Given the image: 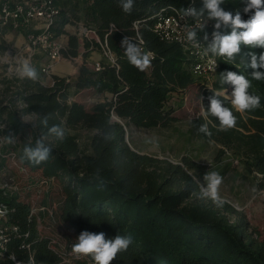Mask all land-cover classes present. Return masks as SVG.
<instances>
[{
	"label": "trees",
	"instance_id": "trees-1",
	"mask_svg": "<svg viewBox=\"0 0 264 264\" xmlns=\"http://www.w3.org/2000/svg\"><path fill=\"white\" fill-rule=\"evenodd\" d=\"M55 2L60 14L52 29L57 36H68L63 54L66 58L82 55L84 61L77 75L53 76L49 84L43 83L45 77L38 68L39 80H5L7 88L0 99V137L5 138L0 143V203L9 208V224L18 228L10 235L9 255L25 263L33 257L37 264L65 260L95 264L91 257L69 260L72 245L81 232L88 231L103 232L106 238L131 237L127 251L112 264H264V239L243 214L225 200L217 206L200 198L192 175L198 168L194 161L184 157L173 162L139 152L127 138L129 125L171 126L177 118L168 106L170 95L199 82L181 45L161 40L155 25L160 16L172 11L201 8L203 0H134L131 13L122 10L119 0ZM222 7L235 14L242 9V0H224ZM242 18L249 17L242 13ZM68 26L94 31L100 42ZM212 31H206L207 43ZM221 31L227 34L231 29ZM126 36L153 54L146 70L129 63L121 47ZM92 44L110 51L115 63L103 60L102 70L94 71L87 64ZM250 51L259 55L264 49L242 46L235 60L220 58L212 86L199 82L206 110L209 96L231 87L221 83L220 75L226 71L245 75L251 80L249 92L264 102V96L258 95L264 81L253 80L247 67L245 53ZM83 90L104 99L88 110L73 99ZM220 98L225 106L230 103ZM45 116L48 127L64 129V139L50 140L52 152L46 162L22 160L26 146L34 147L47 137L48 127L41 123ZM191 123L200 128L199 121ZM81 131L88 134L82 144ZM247 167L264 177V154L253 155ZM56 182L61 191L57 204L49 198ZM38 184L48 188L39 202L33 199ZM260 186L264 189V179ZM43 214L53 220L64 245L39 229ZM0 264L14 263L7 259Z\"/></svg>",
	"mask_w": 264,
	"mask_h": 264
},
{
	"label": "rangeland",
	"instance_id": "rangeland-1",
	"mask_svg": "<svg viewBox=\"0 0 264 264\" xmlns=\"http://www.w3.org/2000/svg\"><path fill=\"white\" fill-rule=\"evenodd\" d=\"M70 31L82 32L83 26H68ZM63 41L67 35L60 36ZM89 38H94L89 37ZM25 36L19 33H10L6 46L20 45L24 42ZM84 48V47H83ZM5 51V50H4ZM89 62L108 60L103 50L96 48L92 44L88 51ZM84 58L79 59L81 66ZM109 61V60H108ZM45 62L41 59L40 64ZM59 64L58 72H66L76 64L74 61L64 60ZM56 64V65H58ZM2 66L0 64V77H2ZM216 76V75H215ZM215 76L211 80L197 78L203 85L212 86ZM52 80L50 76L46 84ZM196 83L182 92H175L170 95L168 106L175 112L177 120L167 128H144L135 125L127 127V138L134 150L142 153L157 155L161 158L169 159L173 162H180L187 157L198 166L192 171V175L203 183V177L207 172L215 171L223 177L219 194L222 200L231 203L238 209L249 224L259 231L264 239V189L261 188L263 175L258 171H251L247 167V160L253 155L264 154V102L260 106L245 113L236 112L237 124L227 131L219 130V122L215 117H205L202 113L201 85ZM228 89L227 94L230 95ZM259 94L264 96V88H258ZM75 101L84 103L88 110H91L96 103L103 100V96L96 95L92 90L80 91L74 98ZM232 107L231 103L226 105ZM192 120L199 121V126L207 124L211 135L208 136L196 129L191 123ZM79 133L80 143L88 140V134L81 131ZM19 175V174H18ZM27 176L25 174L24 180ZM38 184L34 187L33 199L42 201L43 192L47 190ZM38 191V192H37ZM40 191V192H39ZM53 193L49 196L51 202L56 204L61 200L60 185L56 182ZM41 193V194H39ZM54 206V204H53ZM39 229L46 236L53 237L57 241L62 238L57 234V228L53 226V220L47 215H42ZM72 263L77 258L70 253Z\"/></svg>",
	"mask_w": 264,
	"mask_h": 264
},
{
	"label": "clouds",
	"instance_id": "clouds-1",
	"mask_svg": "<svg viewBox=\"0 0 264 264\" xmlns=\"http://www.w3.org/2000/svg\"><path fill=\"white\" fill-rule=\"evenodd\" d=\"M120 7L125 13H131L134 7V0H119ZM224 0H203V6L197 9L189 6L183 9L184 17H191L194 20L201 21L198 25L200 31H203L208 23L213 22V31L211 40L204 44L203 55L209 57V66L214 72L217 62L212 57H224L228 61H233L242 54V46L250 49H264V0H242V9L233 12L225 10L222 5ZM242 13L248 15V19L242 18ZM222 29H231L227 34ZM186 40L193 48L199 49L201 41L198 38L197 28L187 31ZM204 40L209 41L208 34L205 33ZM121 47L129 63L144 71L151 66V60L154 58L151 52H145L142 48L128 36L121 41ZM247 67L251 71L253 80L264 81V51L259 55L255 52H247ZM22 74L32 78H38L36 69L27 63L22 69ZM221 83L232 87L231 94H227L224 88L221 92L213 93L208 97L209 106L207 110L202 106V113L205 117H215L219 122V130L227 131L237 124V117L233 109L239 113H245L260 106V97L249 92L251 80L245 75L234 71H226L220 75ZM224 96L228 99L232 107H227L220 98ZM202 99V98H201ZM49 117L45 116L41 123L48 127ZM199 131L210 136L211 132L207 124L200 126ZM65 132L59 125L48 127L47 137L36 141L35 146H26L21 157L31 163L39 164L46 162L52 152L51 139L63 140ZM199 184V196L201 199L211 200L217 206L222 204L219 189L223 183V177L215 172H207L203 177V183L197 180ZM131 237L116 235L114 238H106L103 232L90 233L83 231L78 236L76 242L72 245V252L77 256L91 257L95 264H112L121 252L127 251L131 245Z\"/></svg>",
	"mask_w": 264,
	"mask_h": 264
},
{
	"label": "built area",
	"instance_id": "built-area-1",
	"mask_svg": "<svg viewBox=\"0 0 264 264\" xmlns=\"http://www.w3.org/2000/svg\"><path fill=\"white\" fill-rule=\"evenodd\" d=\"M59 14L60 9L56 5L55 0H0V64L3 74L0 77V99H2L1 94L7 88L5 80L27 77L22 74V69L26 63L35 69L38 68V72L47 81L50 76L53 77L52 69L56 64L64 60L77 62L81 59V56L66 58L63 54L65 44L61 37L57 36L52 29L54 21ZM200 23L201 21L194 20L191 17H184L183 10L172 11L159 17L155 25V31L161 40L181 45L189 59H191V71L195 77L211 80L216 74L221 57H212L217 62L213 72L208 63L209 57L203 55L204 44H207L204 40V35L206 31L213 29V22L210 21L203 31L198 28ZM192 28H197L198 38L201 41L199 49L193 48L186 40L187 31ZM10 33H19L25 36L24 42L20 45L6 46L4 42L7 41ZM80 35L88 38L95 36V39H89L100 42L94 31L84 27ZM141 48L145 51L143 47ZM103 52L110 62L115 63L114 55L110 51L103 48ZM41 59L45 60L42 64H40ZM87 64L97 72L103 68L101 61L88 62ZM45 81L43 82L44 84H46ZM226 90L228 91V89ZM20 107L23 106L20 105ZM4 141L5 138L0 137V143ZM8 215V206L0 203V262L11 259L14 264H37L33 257L25 263L9 255L10 235L12 232L17 231L18 228L9 224ZM52 243L54 245L56 241L54 240ZM57 264L69 263L65 260Z\"/></svg>",
	"mask_w": 264,
	"mask_h": 264
},
{
	"label": "crops",
	"instance_id": "crops-1",
	"mask_svg": "<svg viewBox=\"0 0 264 264\" xmlns=\"http://www.w3.org/2000/svg\"><path fill=\"white\" fill-rule=\"evenodd\" d=\"M67 41H68V36H67L66 40L63 41L65 45L67 44ZM81 51L83 52V51H85V49L82 47ZM81 59H82V55H81ZM87 61L89 62V59H87ZM74 63L76 65L74 67H72L71 69L68 68L66 70L67 73L66 72H58V70L60 69L59 64L55 65L52 69V76H75V75H77L80 65H79L78 61L77 62L74 61ZM89 63H91V62H89Z\"/></svg>",
	"mask_w": 264,
	"mask_h": 264
}]
</instances>
